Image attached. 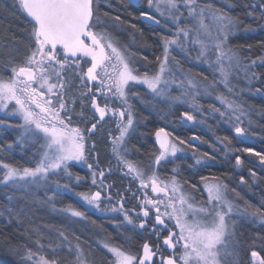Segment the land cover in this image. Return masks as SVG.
<instances>
[{
	"label": "snow or ice",
	"instance_id": "snow-or-ice-1",
	"mask_svg": "<svg viewBox=\"0 0 264 264\" xmlns=\"http://www.w3.org/2000/svg\"><path fill=\"white\" fill-rule=\"evenodd\" d=\"M141 2L142 0H129L134 6ZM221 2L223 7L201 3V0H147L148 8H155L156 11H160V5L163 3L165 11L160 14L166 21L164 27L167 28V21H170L175 27V32L160 36L163 51L162 56L156 57L159 63L158 71L152 74L145 71L141 74L135 66L137 53L131 51L127 45L121 46L109 31V28H117L119 23H123L121 17L119 15L112 17L108 11L101 15L103 5L111 7L110 0H17L16 6L25 14L30 30L26 32L27 42L24 43L26 52L23 54L22 62L18 63L11 55L12 52L17 56L21 55L15 45L9 50L7 57L0 56V114L3 115V118H0V130L7 131L12 127L21 129L15 146L22 150L29 143L38 147L35 153L36 162L31 167L13 165L0 158V195L6 201L0 204V216L7 214L11 222L12 218L19 219L22 214H26L27 205L38 203L70 218L87 220L85 212L70 205L57 209L56 203L73 191V182L78 185L84 179L79 175L73 176L70 171L71 162L87 165L91 171L92 184H97L98 175L103 185L105 171L97 172L87 158L88 154L95 150L96 143L93 142L89 147L88 141L98 133L104 135V125L110 119H114L118 135H112V130L109 129L107 136L112 155L118 165L127 170L124 175H130L132 180L139 181L140 189L150 187L153 193L163 192L167 202L160 198H149L145 192L144 198L140 200L142 216L137 213L139 224H136L125 209L123 195L117 194L120 196L118 206L112 205L102 209L100 191L91 194L75 193L87 207L97 211L121 213L127 225H131L133 229L138 227L157 238L155 248L145 242L141 250L135 254L107 240L100 241L99 246L114 257L112 264H156L154 258L157 256L160 257L159 264H242L240 252L244 241L241 238L242 233H237L236 218L250 220L264 227V211L250 210V206L242 208L234 203L228 197V185L219 180L205 185L207 200L198 203L191 193L183 190L178 179V168H173V175L167 183L162 182L155 168L178 159L177 153L183 151L180 145L186 143L163 127L155 132L159 150L158 154L153 155L147 169L127 158L135 149L134 145L129 147V138L142 123L135 119L132 101L140 100L156 111V105L144 100L139 92L133 90L137 85L146 86L153 98L167 101L169 109L172 104L179 102L188 104L194 111L203 115L196 98L204 94L210 95L208 89L222 85L228 93L236 96L244 92V89L237 90L233 86L234 73L244 72L249 91L253 81L260 80V76L253 69L264 67V55L245 64L238 52L229 46L230 37L243 21L225 10L236 7L234 0ZM244 8L247 17L264 20V0L245 3ZM140 16L157 25L161 24V21L148 11L141 10ZM209 18L215 29L214 36L205 23ZM113 20L119 23L114 24ZM188 20L194 22L196 27L181 26L182 21ZM260 27L264 28V24ZM247 30L252 29L249 26ZM202 35L209 38L211 49L201 39ZM189 44L199 46L196 59L208 64L212 72L213 79L206 85L183 72L179 61L172 55L176 49L190 55ZM248 47L250 49L251 45ZM210 50L214 52V59L208 55ZM142 59L148 61L147 56ZM170 62L176 65L175 70L169 66ZM82 63L90 65L86 71L83 70ZM176 71L180 72L183 79L176 78ZM5 73L8 75L5 76ZM165 73L172 79H166ZM75 79L79 80L76 89L81 103V111L77 115L80 119H86L83 110L85 97L88 98L92 111L88 121L90 126L86 129L72 126L74 108H70L65 99L68 91L73 88ZM207 79L204 77L205 81ZM185 82L187 88L184 87ZM173 84L182 89L181 95L169 94L170 86ZM255 94L264 93H261L260 88H256ZM217 98L224 102L221 97ZM69 99L72 105L76 103V97ZM113 102H118L119 106H113ZM209 114L213 117L218 114L224 123L234 124L237 137L247 136L246 129L240 126L241 116L247 115L243 104L237 101L228 102L225 111L212 106ZM157 115L163 120L167 113L161 115L157 112ZM182 117L185 122L196 119L187 111L182 113ZM13 118H19L22 123L13 125L10 123ZM217 140L226 150H231L229 137H217ZM13 149V143L0 145V154L10 153ZM244 151L259 156L261 163L264 164V155L261 153L253 152L251 148H245ZM212 159L213 156L204 153L203 156L195 157V164L205 166L207 161ZM95 163L98 168V158ZM235 164L236 167L243 164L240 156L235 157ZM108 172H111V168ZM251 175L255 178V173ZM61 177L67 178L68 182L61 183ZM240 179L241 183H245L243 177ZM169 189L172 195H169ZM41 192L42 196L39 195ZM176 193L179 195H175ZM132 195L135 198V193ZM105 198L112 200L110 195ZM161 205L165 209L163 212ZM165 218L175 222L174 229L169 227ZM163 231L168 233L162 240L164 250H171L168 256L161 252L159 238ZM72 236L74 239L70 238L66 231L58 229L56 242L47 245L51 258L45 255L38 256L31 248H27L22 258L24 264H28L29 261L33 264H104L102 260L98 262L91 252L86 253L79 236H75L74 233ZM257 239L264 237L258 236ZM34 243L40 250L45 248L41 239ZM252 243L255 244L256 240L254 239ZM61 252L66 255L61 257ZM250 256L252 264H264V256L258 251L252 250Z\"/></svg>",
	"mask_w": 264,
	"mask_h": 264
},
{
	"label": "trees",
	"instance_id": "trees-1",
	"mask_svg": "<svg viewBox=\"0 0 264 264\" xmlns=\"http://www.w3.org/2000/svg\"><path fill=\"white\" fill-rule=\"evenodd\" d=\"M216 1L222 4L221 0ZM234 2L236 7L231 9L225 8V10L229 11L233 16H238L243 23L240 25L238 32L230 37L229 46L232 47L234 51L238 52L241 58L244 59V63L247 64L251 59H256L264 55V28L260 27L261 24H264V20H253L245 15L246 9L244 8V4L252 3L254 0H234ZM10 3L12 5L10 4L7 6L0 0V46H2L0 47V56L7 57L9 55V50L15 45L19 48L21 55L17 56L15 52H12L11 55L15 57L17 62H21L23 58L22 55L26 52L24 43L27 42L26 32L30 30V25L25 14L18 10L14 0H11ZM110 3L111 10H107L110 15L112 17L119 15L121 21H123L120 25H126L128 28H131L135 39L140 38L142 42L144 41L147 44L149 52L144 53V55L150 57L154 56L153 58L155 59V53L160 49V30L156 27L148 28L147 24L138 20L141 7H134L128 0H112V2L110 0ZM119 7L122 8V10H120ZM132 15H135V18L132 17ZM132 25H135V27H132ZM249 26L252 30H247ZM249 45H251L250 49L248 47ZM190 67L191 66H189V68ZM190 69H192L190 72L200 77V83L206 85L212 81L203 71L199 73L195 72V69L192 67ZM253 70L260 76V80L253 81L251 91H249L248 85H246L247 90L244 89V84H247V81L239 79L238 83H241L242 86L238 84L236 88L244 89V92L240 96L226 93L222 90V86L208 89L212 97L221 95L224 99L237 101L244 105L247 115L241 116L242 123L240 126L246 129L247 136L245 139L237 137L233 133L234 124L224 123L219 119L218 114L216 117L209 114L213 105L208 107L207 105L210 104V99L205 98L198 99L199 104L205 107L203 114L207 116L206 118H202L201 115V121H203L202 123L204 124L202 128L204 129L195 126L176 125L172 131L173 136H178L186 141L183 146L187 151L198 153L202 156L204 153H208L209 156L214 157V159L208 160L205 166H197L195 164V157H191V155H189V157L174 160V166L179 169L178 178L186 186V191L191 193L196 201L203 199L204 193L202 191V183L205 180L214 179L228 185V194L234 203L240 205L242 208L250 206V210L260 209L264 211V164L261 163L259 156L244 151L245 148H251L253 152H259L264 155V94H255L256 88H260L261 93H264V67H256ZM204 77L208 78L207 81L204 80ZM214 91L216 93H214ZM69 93L70 90L68 91V94ZM206 96L208 95L206 94ZM67 101L69 102L67 103L70 105V108H74L72 114H76L78 111L76 105L78 103L76 102L74 105L70 104L68 96ZM219 106L216 105L217 108L224 111L223 106ZM85 115H87V113H85ZM78 120L82 124V129H85L84 119ZM249 120L251 123H249ZM159 126L160 123H158L155 118H147L144 128L138 129L137 131L140 136L136 138L135 135H133V138L130 140V145H134L135 149H139V151L135 150L139 157H146V160H148L151 152H154L156 143L153 142V139H148V136L152 134L153 130L158 129ZM110 127L111 126L107 125L104 128L105 130H109ZM12 136L13 134L5 132L3 137H0V145L11 143ZM191 136L199 137L198 142H191L189 140ZM224 136L229 137L231 141L230 151L226 150L224 145L217 140V137L222 138ZM105 139L108 141L106 131L104 135L98 133L94 136L93 140H95L96 148L88 154V162L93 163V167L97 172L100 170L105 171L106 175L103 185L100 183V177L97 175L103 195L105 197L110 195L112 201L120 199V196L117 195L118 193L123 195L125 197V209L128 211L129 215L134 218L135 215L130 212V207L133 206L134 209H137L136 212L140 213L141 198H144L145 192L149 198L152 197V194L146 189H140L137 184L132 182V184H130L128 179L130 175H124L126 171L115 166L113 157L108 153L107 146L109 142L103 141ZM88 145L90 147V144ZM15 149L10 153L0 154V158H3L5 162L13 165L29 167L31 166V162L36 160L31 150L24 149L22 152H17ZM236 156H240L243 161V164L239 167H236L235 164ZM97 158L99 160L98 168L95 163ZM189 165H193V167H189ZM109 168H111V172H108ZM73 171H75L73 172L74 174L83 177L85 179L84 184L87 185L89 176L79 168L73 169ZM76 171H78V173H76ZM251 173H255V178ZM202 177L204 179H202ZM241 177L244 178L245 183H241ZM192 185L196 187L193 188ZM128 189H131V191H128ZM233 189L235 191H232ZM133 193H135V198L132 195ZM107 201L110 202L109 200ZM57 203H59L60 206L70 205L72 207L75 206V208H79L80 206L75 199L67 195L57 201ZM45 208L48 207L44 206L43 211L46 210ZM25 212H32V208L26 206ZM5 216V218L0 219V264H24L21 261V256L17 255L20 249H24V238L19 237L18 233L24 230L30 236H37L40 232L45 233L42 229L43 225L40 223L36 227L34 219L29 220L28 223H23V214L19 219L12 218L11 222H9L7 214H5ZM89 216L96 220L102 218L101 215H96L94 213L89 214ZM115 219L117 220L116 217ZM136 232L144 231L138 229ZM237 233H242L241 238L244 241L240 252L242 264H249L248 256L252 250H256L261 256H264V239H257L258 236L264 237V227L260 226L259 223L254 224L250 220H244L242 218L237 225ZM254 239L256 240L255 244L252 243ZM82 242L91 245V240L87 237L83 238ZM12 249H16V251ZM12 255L15 256L13 259L11 258Z\"/></svg>",
	"mask_w": 264,
	"mask_h": 264
},
{
	"label": "rangeland",
	"instance_id": "rangeland-1",
	"mask_svg": "<svg viewBox=\"0 0 264 264\" xmlns=\"http://www.w3.org/2000/svg\"><path fill=\"white\" fill-rule=\"evenodd\" d=\"M1 1L4 2L7 6H9L11 4L10 3L11 0H1ZM111 2H112V0H111ZM14 3L17 4V0H14ZM201 3H211V4H214L216 7H222L223 6V3L221 4L220 2H217L216 0H201ZM134 7H137V8L141 7V10L148 11L156 19L161 21V24L157 25L153 21L148 20L145 17L139 16L140 21L147 24L148 28H150V27L158 28V30H160V32H161L160 36L161 35H170L171 33L175 32V27L171 24L170 21H167V25H168L167 28L164 27V24L166 23V21H165V18L163 16H161V14H160L161 12L165 11V7H164L163 3H161V5H160V11H156L155 8L149 9L148 5H147V0H142V2L138 6H134ZM108 9L111 10L110 7H108L107 5H103L101 7V15H102L103 11H107ZM112 23L116 24L119 22H116L113 20ZM205 23L209 26L211 33L214 36L215 35V29L213 28V22L211 21V19L210 18L206 19ZM181 26L196 27V24L194 22H192L191 20H188V21H182ZM130 29L131 28L128 29V26L120 25V23H119V27L109 28V31L112 33V35L114 37H116V39L119 41V44L121 46L127 45L131 51L137 53L135 66L139 69V72L141 74H143L145 71H148L150 74L157 72L159 69V63L157 62L156 57L162 56V51H163L162 42L159 41L160 42V49H159V51H157L155 53L156 54L155 59L153 58L154 56H151V57L147 56V57H149L148 61H144L142 59V57L146 56V55H144V53L149 52L148 48H147V44L144 41L142 42L140 38L135 39L134 34H133V30L130 31ZM169 29H171V32H169ZM237 32H238V30L235 33H237ZM201 39H203L204 42L206 44H208L209 49L212 48V44H211V42L207 36L202 35ZM188 48H189L190 55L180 52L179 49H176L172 52V55L175 56L177 61H179V64L182 67L183 72L188 73L191 78H194L196 81L201 82L200 77L196 76L193 72H190L192 70L190 68L192 67L195 69V72L200 73L203 71V73L207 74L208 78H211V80H212L213 76H212V72H211L210 68L208 67V64L203 63L200 60L196 59L199 46L198 45L193 46V45L189 44ZM208 55L212 59L215 58L214 52H212L211 50L208 52ZM21 62H22V59H21ZM88 66H90V65L82 63L83 70L86 71ZM169 66L171 68H173L174 70L176 69V65L172 64L171 62H170ZM189 66H191V67L189 68ZM7 75L8 74L5 73V76H7ZM165 78L166 79H172V77L169 76L168 73H165ZM176 78L178 80L183 79V76H181L179 71H176ZM232 79H233L232 84L236 88V86L238 84L241 85V83H238L239 79L245 80L244 72L238 71V72L234 73ZM78 84H79V80L75 79L74 84H73V88L70 90L71 96L69 95V97H76V101L80 100L79 92L76 89V85H78ZM202 85H204V84H202ZM244 85H245L244 89L247 90V88H246L247 84L245 83ZM220 86H222V85H220ZM184 87L185 88L188 87L186 82H185ZM236 89L238 90L239 88H236ZM133 90L139 92L144 100L151 101L152 104L156 105V111H153L151 106L141 103L140 100H133L132 101L134 104L135 119L138 121H142V123H140L138 125L136 132H134L130 136L129 140H131L133 138V135H135L136 138H138L140 136L139 132H137V131H138V129L144 128V126L146 125L147 118H149V119L155 118L158 121V123H160L159 128L163 127V128H165L166 131H168L170 133H172V131L174 130V127H176V125L195 126L198 128L204 127V124L201 122V113L194 111L192 108H190L188 106V104L177 102L175 104H172L171 108L169 109L168 102L160 100V98H153V96L151 95V93L149 92V90L147 89L146 86L137 85L136 88H134ZM222 90L225 91L226 93H228L227 90L223 86H222ZM93 91H95L94 88H93ZM181 91H182L181 88H179V87H177V85L173 84L170 86V93L169 94L171 96H179V95H181ZM214 93H216V92L214 91ZM67 96L68 95H66V97H65L66 102H68ZM230 96H232V95H230ZM218 97H221L224 102L222 103L221 99H218L217 97H212V94H210L208 96H206V94H204V95H200L196 98V103L201 107L202 111L204 112L205 107H203L199 104L198 99L199 98L210 99V104L207 105L208 107H211L212 105L215 107H216V105H218V106L222 105L223 110L225 111L226 110V104L228 102H231V100L230 99H224L223 96H221V95ZM114 103H113V106H119L118 102H114ZM70 104H71V100H70ZM87 106H89V103H87ZM185 111L194 115L196 117V119L194 121L185 122L183 117H182V113H184ZM157 112H160L161 115H163L164 113H167V115L165 116V118L163 120H161L160 116L157 115ZM206 117L207 116H205V114L202 115V118H206ZM0 118H3L2 114H0ZM111 121L115 124L114 120H111ZM10 123H12L13 125H16V124L22 123V120H20L19 118H13L10 120ZM202 129H204V128H202ZM5 132L13 134V136L11 138L12 139L11 143L14 144V149L17 147L15 149V151L22 152V151H24V149H29L34 153V157H35V153H36L38 146L34 147L29 143L27 146H25L23 148V150L20 147L15 146V141H16L17 137L20 135L21 129H18L16 127H12L10 129H8L7 131L0 130V137H3ZM155 132H156V130H155ZM155 132H152V134L150 136H148L149 138L153 139L154 143H156L155 144L156 148L154 149V152L150 151L151 154H150V157L148 158V160H146L147 159L146 157H139V155L137 154L135 149H133L131 154L127 157L129 160H131L132 162L144 167L145 169H147L149 164L151 163L153 155L158 154L159 145L156 142ZM233 133L235 134L234 130H233ZM112 135H118V132L116 131V125L112 129ZM195 138H196V136H191L189 140L191 142H198L199 139H195ZM243 139H245V137ZM94 141L95 140L90 138L88 144L91 145ZM130 143H131V141H130ZM130 143H129V147L131 148L132 146L130 145ZM107 147H108L109 155L111 157H113V161L115 162V166L120 167L121 169H124L121 165H118L117 160L112 155L110 142L108 143ZM180 147L183 149V151L180 153H177V157H179V158L189 157V155H191V157L202 156L198 153L196 154L194 152L187 151L183 145H180ZM106 156H108V155H106ZM110 156H108V157L111 158ZM35 162H36V160L31 162V166H34ZM71 163H72V166L70 167V171L72 172L73 176H76V174L73 173V172H75V171H73V169H77V168H79L80 170L82 169L83 172L89 176V179H87V181H88L87 185L84 184L85 179H83V181L78 185L73 182V184H72L73 191L69 192L67 194V196L75 199L77 204H80L79 208H76V209L80 210L82 212H85V215L87 216V220H80L79 218H70L68 215H64V214H60V213H58V215L60 217H57L56 215L51 214V213H57V212H53L51 210V208L47 206L48 208H45V209L47 211H49V215L51 214V217H50L51 226H48V227L43 226L42 229H43V232L47 231V233H48L47 238L48 239L45 237H42L43 235H40V233H42V232H40L37 236L28 235V237L24 238V241H23L24 249L19 250V252H20L19 256H21L22 262H23L22 258L25 256L27 248H31L32 251L36 252L38 256L39 255H45V256L51 258V252L48 250V248H47V251L44 252L43 250H40L37 248V245L34 243V241L42 238L41 243L44 244V242L46 241V243L44 245H45V247H47V245L50 243L49 240L52 241V243L56 242V231L58 229L64 230L67 233H69L70 238H72V239H74V236H72L73 233L75 234V236H79L82 247L85 249L86 253L91 252L92 256H94L98 262L102 260L104 262V264H112L114 257H112V255L110 253H107L106 249H103L101 246H99L100 241L107 240L109 243L116 245V246H122L124 249L129 250V251L133 247L131 244V241L129 239H127V240L125 239V237H127V236H125V235L123 236L120 231H122V233L125 234L129 231H137L139 228L137 227V228L133 229V227L131 225H127V223L124 222V220H122V221H119L118 219L116 220L115 217H119V216L123 217V214H121V213H113L111 211H97V210H94V209L87 207L86 203L83 202L78 196H76L75 193L91 194V193H94L96 191H101V189H100L101 186L98 183L99 182L98 179H97L96 185L92 184L91 171L87 168V165H85L83 163H79V162H71ZM173 168H176L174 166V160L172 162L164 163L160 167H156L155 170H156L160 180L164 183H167L173 175ZM124 170L127 171L126 169H124ZM76 173H78V171H76ZM179 181L183 186L184 185L183 182H181L180 179H179ZM216 181L217 180H214V179L205 180L202 183V191L204 193L203 199L200 201H196V200L195 201L198 203L206 201L208 194H207V191L205 190V185L209 184V183L216 182ZM65 182H68L67 178L61 177V183H65ZM136 183L139 186V181H136ZM84 187H86V188H84ZM146 190L150 191V193L152 194L151 198H153V199L160 198V199L165 200V202H167V197L165 196V194L163 192L153 193L150 187L147 188ZM183 190L186 193H188L184 187H183ZM39 195L42 196L43 193L41 192V193H39ZM169 195H172L170 189H169ZM175 195H179V193H176ZM228 197H229V194H228ZM142 199L143 198H141V200ZM229 199H231V198L229 197ZM101 201H102L101 202V208L107 209L112 205L118 206L117 202L119 200L118 199H116L115 201L111 200L110 202L106 203L107 200L101 194ZM3 203H6V201H5L4 197L2 195H0V204H3ZM56 205H59V203H56ZM27 206H30L32 208V212H30V213L25 212L26 214H23V216H27L29 219H34L36 217L38 218L40 215V212L43 211V209H44V206H41L38 203H32V204H29ZM177 207H179L178 204H177ZM74 208H75V206H74ZM130 210H131L130 212L135 215V216L133 215L134 216V222L136 224H139V219H137V213L138 212H136L137 209H134V207L131 206ZM164 210H165L164 206L161 205V211L163 212ZM139 212L142 215L141 211H139ZM93 213L96 215H101L105 219L103 221H100V219L96 220L94 218L93 219L89 218L90 217L89 214H93ZM152 215L154 217V210H153ZM5 217H6L5 215L0 216V219L5 218ZM236 219H237V225H238L242 218H236ZM91 220H94L95 227L100 228L99 233L95 239L91 236H87V232H86V231H88L90 233V229H88V224L90 223ZM165 222L169 225L170 228L174 229V223L175 222L173 220H168L167 218H165ZM117 225H119V227H117ZM117 228H119V230ZM106 231H107V234L110 233L111 235H113L115 237L118 236V239H116L117 241L112 240L108 236L104 235V234H106ZM162 233H165L166 235L168 234L166 231H163ZM85 237H91L92 238V244H93L94 248L89 246L90 244L88 245V244H84L82 242V239ZM128 243H129V246L127 245ZM142 244H143L142 242L137 243L135 248L140 249ZM132 253H133V251H132ZM250 253L248 256V260H249V264H252ZM61 254L63 255V257L66 255V253H63V252H61ZM133 254H135V253H133ZM28 264H33V262L29 261Z\"/></svg>",
	"mask_w": 264,
	"mask_h": 264
},
{
	"label": "flooded vegetation",
	"instance_id": "flooded-vegetation-1",
	"mask_svg": "<svg viewBox=\"0 0 264 264\" xmlns=\"http://www.w3.org/2000/svg\"><path fill=\"white\" fill-rule=\"evenodd\" d=\"M69 95H70V93L68 94V97H69ZM71 96V95H70ZM84 100H85V103L87 102L88 103V98L87 97H85L84 98ZM70 101V100H69ZM78 104L76 105V107H77V109H78V111H77V113L76 114H72V120H73V124H72V126H78V127H80L81 129H82V124L80 123V121L78 120V119H80L79 118V116L77 115L80 111H81V103H80V100L79 101H76ZM87 103L86 104H84V106H83V110H84V113H87V115H85L86 116V119H84V128L86 129L87 127H89L90 126V123L88 122L89 120H90V118H91V116H92V111H91V108L89 107L90 106V104H89V106H87ZM114 103V102H113ZM115 104V103H114ZM87 111V112H86ZM82 120V119H81ZM111 120H114V119H110L109 121H108V123L107 124H105V126L104 127H106L107 125H109V126H111L110 127V129H113L114 128V126H115V124L111 121ZM115 121V120H114ZM106 132L108 131V130H105ZM92 139L94 138V136H92L91 137ZM103 141H107V139H105V140H103ZM107 142H109V140L107 141ZM119 221H122L123 220V217H116ZM154 218V217H153ZM100 219V221H103L105 218L104 217H102V218H99ZM132 219H133V221H134V218L132 217ZM150 223H151V221H150ZM97 228V227H96ZM118 230H119V228H117ZM111 232V231H110ZM121 232V234L124 236H127V237H130V241H131V244H132V248H131V252L133 251V253H137V252H139L140 250H141V248L140 249H138V248H135V246H136V244L137 243H145V242H148L149 244H150V246H152L153 248H155V246H156V244H157V238L155 237V236H153V235H151L149 232H136V231H129V232H127V233H125V234H123L122 233V231H120ZM99 233V232H98ZM98 233H89V234H94V239L97 237V235H98ZM109 234V235H108ZM107 234V231H106V234H104V235H106V236H108L109 238H111L112 240H116V239H118V236H113V235H111L110 233H108ZM164 236H166V234L165 233H162L161 234V236H160V238H159V242H160V244H161V252H162V254L164 255V256H168L170 253H171V250L169 249V250H164V246L162 245V240H163V238H164ZM152 238V239H151ZM117 241V240H116ZM128 246H129V243L127 244ZM91 247H93V244H91L90 245ZM96 246V245H95ZM94 248V247H93ZM99 249V248H98ZM93 250V249H92ZM155 260H156V264H159V259H160V257L159 256H157V257H155L154 258Z\"/></svg>",
	"mask_w": 264,
	"mask_h": 264
},
{
	"label": "bare ground",
	"instance_id": "bare-ground-1",
	"mask_svg": "<svg viewBox=\"0 0 264 264\" xmlns=\"http://www.w3.org/2000/svg\"><path fill=\"white\" fill-rule=\"evenodd\" d=\"M120 8V7H119ZM120 10H122V8H120ZM132 17H134L135 18V15H132ZM133 18V19H134ZM138 20L140 21V19L138 18ZM129 29V28H128ZM130 31H132L131 29H130ZM158 129H156V131H157ZM152 132H155V130H153ZM148 139H150V138H148ZM197 166H199V165H197ZM128 179H129V181H130V184H132V183H134V184H137L136 183V181H134V180H132V177L131 176H129L128 177ZM132 182V183H131ZM184 186V188H186V186L185 185H183ZM101 192V194H102V196L105 198V196L103 195V191L101 190L100 191ZM106 199V198H105ZM107 200V199H106ZM108 201H106V203H107ZM56 207H57V209H62V208H66V207H68V205L67 206H60V205H56ZM50 209V208H49ZM58 213L59 212H57V213H51V214H54V215H56L57 217H60L59 215H58ZM51 214L49 215V211H47V210H44V211H41L40 212V215H39V217L37 218H34V224H35V226L37 227L38 226V224H42L43 226H49V225H51V222H50V217H51ZM24 217V220L22 221L23 223H28L29 222V220H31V219H29L27 216H23ZM89 218H91V219H93L92 217H89ZM95 227V224H94V220H91L90 221V223L88 224V229H90V233H98L99 232V230H100V228H93ZM87 232V236H93L94 237V234L92 235V234H89V232L88 231H86ZM47 232H45V233H40V235H43L42 237H45V238H47ZM18 236L19 237H21V238H26V237H28V234H27V232L26 231H24V230H21V231H19V233H18ZM91 237H87L89 240H91V244H92V238ZM42 239V238H41ZM48 239V238H47ZM49 242L50 243H52V241H50L49 240ZM46 243V241L44 242V244ZM54 244V243H53ZM43 251L45 252V251H47V247H45L44 249H43ZM17 255H20V252L18 251L17 252ZM60 256L61 257H63V255L60 253ZM13 257H15V256H13L12 255V259H13Z\"/></svg>",
	"mask_w": 264,
	"mask_h": 264
}]
</instances>
